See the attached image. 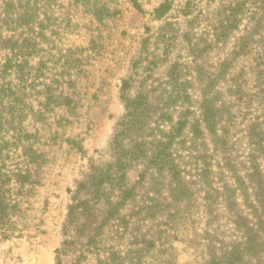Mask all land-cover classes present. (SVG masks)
Wrapping results in <instances>:
<instances>
[{
	"label": "rangeland",
	"instance_id": "374dc122",
	"mask_svg": "<svg viewBox=\"0 0 264 264\" xmlns=\"http://www.w3.org/2000/svg\"><path fill=\"white\" fill-rule=\"evenodd\" d=\"M0 177V264H264V0H0Z\"/></svg>",
	"mask_w": 264,
	"mask_h": 264
},
{
	"label": "trees",
	"instance_id": "16d2710c",
	"mask_svg": "<svg viewBox=\"0 0 264 264\" xmlns=\"http://www.w3.org/2000/svg\"><path fill=\"white\" fill-rule=\"evenodd\" d=\"M164 8V5L161 6V8L157 9L160 10ZM127 82V80L125 81V83ZM160 154H162L159 151ZM123 164V163H121ZM174 174H177V171H174ZM4 178V177H3ZM2 177H0V233L5 236V237H9L11 236V233H9L10 229H11V220L9 217V204L7 203L6 199L3 197V193H2V186L1 183H3L4 181L6 182V179H3ZM96 180V176H90V183L94 184ZM8 181V180H7ZM99 179L97 178L98 182ZM82 183H84L83 181L79 183V186L77 187L76 191L73 193L72 195V202L69 204V211H68V217H67V222L64 228V235L66 237L69 236L68 234V227H70V225L72 224H78V220H79V214L83 215L82 212L79 211H83L85 210V212H87L88 210H90V208H88V202L83 201V199L79 196V193L81 191V185ZM97 184V183H95ZM97 194V192H95ZM91 199L95 198V194L94 193H89ZM90 201V200H89ZM83 205V207H82ZM91 216H93L92 212L90 213ZM67 230V231H66ZM70 241H68V239H66L64 241V244L69 243ZM232 257V256H231Z\"/></svg>",
	"mask_w": 264,
	"mask_h": 264
}]
</instances>
